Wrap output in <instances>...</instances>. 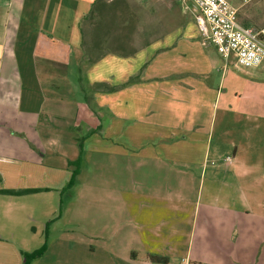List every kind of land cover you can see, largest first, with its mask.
<instances>
[{
    "label": "crops",
    "instance_id": "crops-1",
    "mask_svg": "<svg viewBox=\"0 0 264 264\" xmlns=\"http://www.w3.org/2000/svg\"><path fill=\"white\" fill-rule=\"evenodd\" d=\"M228 1L242 25L264 27V0ZM97 2L0 0V264H25L46 230L47 250L31 264H174L186 232L176 219L175 174L187 172L176 163L189 170L193 162L202 166L204 236L231 251L228 264H264L263 64L239 69L225 61L216 88L218 67L190 25L181 37L173 32L133 55L89 64L85 21ZM236 114L251 124L252 151L209 169L217 115L222 123ZM87 146L99 159L137 161L129 177L138 179L91 198L80 212L86 235L58 242L51 231L65 218L61 194Z\"/></svg>",
    "mask_w": 264,
    "mask_h": 264
},
{
    "label": "rangeland",
    "instance_id": "rangeland-1",
    "mask_svg": "<svg viewBox=\"0 0 264 264\" xmlns=\"http://www.w3.org/2000/svg\"><path fill=\"white\" fill-rule=\"evenodd\" d=\"M185 25H190L191 29L194 28L193 32L197 34V39L205 42L192 16L174 0H98L85 21V54L89 58L90 53L96 46V52L91 56L93 58L100 55H103L101 57L103 58L109 54L119 57L133 55L150 43L161 40L170 33L175 32V35L181 37L184 34L183 32L180 33L179 29ZM204 49L208 58L218 67V71L214 72L215 75H211L213 80L211 83L216 84L215 87L217 88L225 60L218 55L211 45L206 44ZM262 64L264 66V61ZM78 82L76 83L77 89L83 94V85ZM87 100L86 97H83L84 102ZM220 117L217 115V122L211 134L212 139L208 143V154L210 155L207 164L209 169L222 161L224 162L228 156L234 155L236 151H252V146L247 150L251 131L249 121L243 116L239 119L236 114L235 118L219 123ZM87 147L81 165L82 174L76 178L73 187L67 188L64 186L69 182L74 168L72 167L70 171L64 172L68 174H66L63 183L65 190L61 194L60 212L65 215V218L58 224V228H56V225L51 231V238L58 239V242L63 238V241H67V243L69 241L70 243L75 241L78 236L86 235L87 228L86 225H83L81 219L83 216L80 215V212L83 211L82 208L86 207L91 198H104L105 195H110V193H105L106 190L118 186L121 179L124 182L126 181L127 184L131 183V180L138 179L129 177V175H135L130 171L136 172L137 161L121 160L119 156L99 159L97 158L98 153L89 149V146ZM204 147V145H200L199 150L202 152ZM258 147V151H264V143ZM108 153H113V151H108ZM192 164L189 170L188 168L185 170L182 165L176 163L177 169L187 172L186 175L182 173L175 174L176 201L181 203L182 210L177 212L176 219L177 223H183L186 232L183 239L184 247L176 252L177 256H174L173 262L174 264H184L187 259L203 264H228L232 259L231 251L222 246V242H219L221 246H218L214 236L206 237L203 234L205 221L200 212H202L203 205L206 202V194L201 192L202 189L200 190L202 166L198 162ZM120 172H122V177ZM208 178L209 175L207 174L204 186L208 183ZM182 185L188 186L190 190L180 191L179 186ZM118 194L119 192L115 191L111 195L118 197ZM84 218L86 219V214ZM74 219L77 220V223ZM84 223L86 224L85 220ZM61 234H65V236ZM43 262V264H51L49 259H44Z\"/></svg>",
    "mask_w": 264,
    "mask_h": 264
},
{
    "label": "built area",
    "instance_id": "built-area-1",
    "mask_svg": "<svg viewBox=\"0 0 264 264\" xmlns=\"http://www.w3.org/2000/svg\"><path fill=\"white\" fill-rule=\"evenodd\" d=\"M192 16L204 44L215 48L226 62L237 68H256L264 61V27L244 26L238 10L228 0H174ZM232 156L225 162L232 164Z\"/></svg>",
    "mask_w": 264,
    "mask_h": 264
},
{
    "label": "trees",
    "instance_id": "trees-1",
    "mask_svg": "<svg viewBox=\"0 0 264 264\" xmlns=\"http://www.w3.org/2000/svg\"><path fill=\"white\" fill-rule=\"evenodd\" d=\"M97 44V42H96ZM97 47L95 46V48L93 49V51L90 53V55H94V53L96 52V49ZM106 55V54H104ZM89 57L87 59L88 63L89 64H92V63H95L99 58H101L103 55H100L96 58H93V57ZM80 152L82 153L83 151V141H80ZM81 164H82V160L81 158L79 157L78 160H76L73 164L71 162V165L75 166V169L73 171V175H72V178L70 180V182L68 183V186L67 188H71L75 185V181H76V178L78 177V175L80 174V171H81ZM36 190H22V191H6L5 193H8V194H12V195H24V194H28V193H33L35 192ZM49 226V224H48ZM45 237H46V240H45V243L44 245L39 249V250H36L32 253H24V256H25V264H31V262L35 259H38L40 257H42L44 255V253L46 252L47 250V240H48V231L46 230V233H45ZM189 264H202L200 262H191Z\"/></svg>",
    "mask_w": 264,
    "mask_h": 264
}]
</instances>
